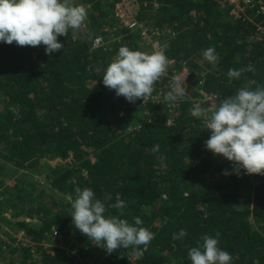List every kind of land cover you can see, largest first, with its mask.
<instances>
[{"label": "trees", "instance_id": "1", "mask_svg": "<svg viewBox=\"0 0 264 264\" xmlns=\"http://www.w3.org/2000/svg\"><path fill=\"white\" fill-rule=\"evenodd\" d=\"M75 3L89 6L85 23L91 37L103 38L101 48L91 51L88 36L76 40L72 30L58 37L64 48L50 56L42 44L0 42V235L8 228L23 238L8 256L0 240V261L191 264L188 250L203 235L219 233L232 264H264V175L232 173L233 162L207 150L211 132L190 112L193 98L231 96L248 80L253 87L264 85V14H256V7L247 12L253 20L243 21L219 0H140L138 18L163 31L166 55L185 62L190 72L188 99L167 125L165 105L130 103L103 85L120 47L150 51L139 31L119 23L112 0ZM209 47L218 55L215 66L202 55ZM249 64L254 71L229 78V69ZM165 87L161 79L155 91ZM89 148L92 157L84 152ZM69 155L76 158L70 168H53L48 161ZM225 170L232 174L223 175ZM39 173L45 175L43 189L35 185ZM76 187L92 188L108 205L117 197L126 201L121 218L134 223L140 217L155 233L141 246V256L131 248L108 254L75 228L66 196L75 198ZM5 207L25 219L7 218ZM109 213L118 214L111 208ZM180 229L187 236L173 240Z\"/></svg>", "mask_w": 264, "mask_h": 264}, {"label": "clouds", "instance_id": "2", "mask_svg": "<svg viewBox=\"0 0 264 264\" xmlns=\"http://www.w3.org/2000/svg\"><path fill=\"white\" fill-rule=\"evenodd\" d=\"M88 19V10L75 0H0V42L18 46H45V54L51 55L64 48L58 41L68 36L69 30L76 31ZM167 43L154 45L151 51L132 50L127 46L119 48L117 55L107 66L103 85L115 90L116 96H123L128 102L143 101L152 96L155 84L168 73L170 60L166 55ZM213 66L218 61L214 48L202 52ZM254 71L249 64L239 69H229L228 76L239 79L245 72ZM185 78L173 75L170 90L163 93L165 102L175 103L187 95ZM248 80L233 95L195 104L191 115L203 119L210 137L204 142L207 150L233 162L232 173L264 175V85H255ZM159 145L153 147L157 151ZM225 170L222 174H232ZM75 198L67 195L71 205L72 221L76 229L84 234L93 245L106 250L108 254L117 249H132V254L141 256V246L147 247L155 233L143 227L140 217L134 223L121 218L126 201L117 197L115 203L106 204L97 197L92 188L76 187ZM105 199L110 200V194ZM109 208L118 214H110ZM186 229L173 233V240L187 236ZM219 233L215 237L203 235L202 243L188 250L191 264H232L233 257L220 245Z\"/></svg>", "mask_w": 264, "mask_h": 264}, {"label": "built area", "instance_id": "3", "mask_svg": "<svg viewBox=\"0 0 264 264\" xmlns=\"http://www.w3.org/2000/svg\"><path fill=\"white\" fill-rule=\"evenodd\" d=\"M114 2V16L118 19L119 23L132 30V31H139L143 40L148 43L149 50L151 51L154 45L160 46L163 45V31L159 28L154 27L153 25L146 24L142 22L138 18V7L140 4V0H112ZM222 7L229 9V14L234 19H241L243 21L248 20L249 18L246 17L244 10L246 13L248 11L254 10L256 7L258 12L264 14V3H256L254 0H219ZM258 4V5H257ZM88 34V27L86 23H84L81 28L79 35L74 36V39H78L80 36L82 38H86ZM88 47L91 51L97 50L101 48L104 44V40L100 36L91 37L88 39ZM170 64L168 67V73L166 76L162 77L163 81H167L169 84L171 83V78L173 75H179L181 79L185 78V84L187 85V81L190 78V72L188 66L185 62H179L176 59L169 58ZM165 83V82H164ZM188 86V85H187ZM170 90L169 87H165L159 89L158 91L153 92L152 96L141 101V104L144 105L147 102H151L153 104H162L167 103L166 108L172 113H176L178 110L177 106L175 105L179 99L172 104L165 102L163 93H166ZM205 100L207 98L208 101L216 99L215 96H206L204 97ZM178 104V103H177ZM122 115V114H119ZM174 119L170 113V117L167 120V125H171Z\"/></svg>", "mask_w": 264, "mask_h": 264}, {"label": "rangeland", "instance_id": "4", "mask_svg": "<svg viewBox=\"0 0 264 264\" xmlns=\"http://www.w3.org/2000/svg\"><path fill=\"white\" fill-rule=\"evenodd\" d=\"M87 10H88V13L91 12L90 11V8L89 6H86ZM244 11V13L246 14V17L249 18L250 20H253V14L252 12H249V13H246V10L242 9ZM255 13L257 14L258 11H255ZM87 24V23H86ZM258 30H261V28L259 27ZM79 32H80V29L79 30H76V31H73L72 34H73V37L76 36V35H79ZM86 36H88L87 38H90L92 35L91 33L89 32ZM190 79V78H189ZM189 79L187 81V85L190 86V83H189ZM166 83V87H169L170 84L167 82V81H164ZM192 86V85H191ZM193 87V86H192ZM194 88V87H193ZM198 91V90H196ZM187 96L182 98V99H179V101L175 104L177 106V108L179 109L181 107V104L183 102H185L187 100ZM192 100V103H193V106L197 103H201V102H204L205 99L201 98V99H198V98H193L191 99ZM165 105H167V103H164ZM205 105V107H207V103H203ZM201 106H202V103H201ZM169 112V114L171 113L172 116H175L177 115V111L176 113H172V111L170 110H167ZM119 114H123L122 111H119ZM168 120V119H167ZM167 123V121H166ZM128 130H133V127L130 125V127H128ZM85 154L87 157H92L94 155V150L92 149H85L84 150ZM49 163L51 164V166L53 168H70V167H73L75 164H76V158L72 155H69L68 157H54V158H50L49 160ZM39 172V170H38ZM44 177L45 175L44 174H40L39 175H36V182H35V185L38 187V189L41 188L42 186V181L44 180ZM26 180L28 181H31L30 177H26ZM13 183V180L10 179L7 181V184L8 186H11ZM43 189V188H41ZM46 190V189H45ZM48 191V190H47ZM48 196V195H47ZM2 199V197H0V200ZM46 201H49V200H46ZM14 209L13 207H5L4 209V214L5 216H7V218L9 219H15L14 221L18 220V219H25V216H16L14 215ZM23 238H22V235L19 234V233H15L13 230L11 229H8V228H4L1 235H0V240H1V251H4L2 254L3 256H8L10 252L9 250L13 247H16L18 245V242L21 241ZM10 245V247H9ZM51 246L53 245H47L46 248L48 249V252L49 253H52L53 250L51 251ZM3 248H6V249H3ZM10 248V249H9ZM0 251V252H1ZM0 264H4L2 261H0ZM7 264V262H6ZM133 264V263H132Z\"/></svg>", "mask_w": 264, "mask_h": 264}]
</instances>
